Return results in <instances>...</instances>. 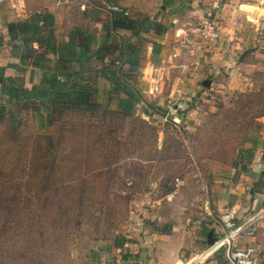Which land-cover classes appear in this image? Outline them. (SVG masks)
Segmentation results:
<instances>
[{
    "label": "rangeland",
    "instance_id": "rangeland-1",
    "mask_svg": "<svg viewBox=\"0 0 264 264\" xmlns=\"http://www.w3.org/2000/svg\"><path fill=\"white\" fill-rule=\"evenodd\" d=\"M207 12L220 26V14ZM192 16L187 34L170 30L160 66L144 71L154 81L140 75L133 115L116 112L119 94L95 60L84 67L93 112L45 120L44 105L41 115L34 102L0 99V264L114 263L122 237L134 244L173 226L180 246L195 238L206 248L201 222L217 215L216 187L264 149V33L222 60L218 41L200 50L203 19Z\"/></svg>",
    "mask_w": 264,
    "mask_h": 264
},
{
    "label": "crops",
    "instance_id": "crops-1",
    "mask_svg": "<svg viewBox=\"0 0 264 264\" xmlns=\"http://www.w3.org/2000/svg\"><path fill=\"white\" fill-rule=\"evenodd\" d=\"M185 5H187L186 0H4L0 3V68L12 65V68L6 69V75L15 78L24 74L23 71L26 69L20 64L22 51L16 52L9 40L7 24L27 20L35 12H47L54 18L56 44L68 43L70 38L75 37L76 33L80 31L90 38L93 50H96L104 42H112L121 48L114 54V60H111L112 56L110 55L106 57L102 75L106 82L111 84V90L119 94L115 110H117L118 102L126 99L122 92H130L135 97L137 96L136 98L139 100L134 104L131 114L133 115L136 106L141 101L138 95L139 89H141L140 75L143 74L142 79L146 81L148 75L146 76L144 71L147 68L154 71L157 66H160L164 60L161 58H163L164 50L167 48V42L171 36L170 30H174V34H187V30L192 29L190 26L192 20H196L192 15H197L196 17L202 20L203 14H207V11L220 14L218 47L213 52H217L222 60H226L225 57L228 58L229 54L225 53L227 48H230L229 53L236 57L241 49L252 47L255 39L256 42H262L255 36L264 33V0H192L186 7ZM119 13L137 22L146 19L148 22L159 24L165 29V32L156 35L154 31H149L134 36L130 30H114V16ZM205 20L203 19V22ZM200 29H197L196 32L198 31L197 38L199 39L197 45L201 50L203 42L200 39ZM153 42L160 46L159 53L155 55ZM126 45H131L134 50L132 55L138 60L135 63L136 67L129 64L132 61L129 60L130 58L125 52ZM33 48L38 49V45L34 43ZM48 57L52 60L56 58L51 52H48ZM231 59L234 58L231 57ZM92 60L96 61L95 58ZM112 62L113 64L121 63L122 68L111 69ZM29 72L30 68L27 69L28 77L24 75L25 78H22L26 87L29 86ZM113 73L119 78L120 84L116 85L110 80L109 76ZM40 75V71H35L33 81L36 80L37 83ZM152 80L153 78H149L147 81ZM148 86L149 88H160L159 85L151 84V82ZM6 98L0 94V99ZM127 101L134 102L132 99ZM237 169L239 177L222 182L216 187L214 207L217 215L213 216L207 212V216L201 222L202 230H205L203 234L206 231L212 232V237L215 239L224 233L223 226L219 221L221 213L235 208L242 216L247 217L264 206V149L256 152L253 158L244 164L241 172V168ZM178 229L173 226L171 231L166 233L154 229L147 235L145 234L147 231L142 229L144 237L137 236L139 239L134 244L128 241L122 248H115V261L121 258L123 264H183L204 248L197 247L195 238L191 242L185 243L184 246H180V243L174 240ZM205 243L207 244V240ZM236 245L238 247L252 245L256 252L255 264H264V219L256 224L254 236L238 238ZM112 263L111 260L108 261V264ZM205 264L231 263L226 259L224 252L219 251Z\"/></svg>",
    "mask_w": 264,
    "mask_h": 264
},
{
    "label": "trees",
    "instance_id": "trees-1",
    "mask_svg": "<svg viewBox=\"0 0 264 264\" xmlns=\"http://www.w3.org/2000/svg\"><path fill=\"white\" fill-rule=\"evenodd\" d=\"M113 29L130 30L134 36L149 31H154L156 35L165 32L159 24L148 22L146 19L137 22L120 13L114 16ZM7 31L13 48L16 52L22 51L20 64L26 69L30 68L28 87L25 86L23 79L6 75V69L12 68V65L0 68V94L7 97L8 103L18 105L22 101H31L44 105L43 110L45 109L49 115L45 120H51V114L64 111L93 112L95 110L96 106L91 102L95 88L91 78L84 76V67L93 58L104 65L108 55L113 56L121 49L119 46L112 42H104L93 50L90 38L80 31L75 37L70 38L68 43L56 44L54 18L47 12H35L27 20L10 22L7 24ZM34 43L38 45V49L33 48ZM159 48V44L153 42L154 55L159 53ZM48 52L56 56L55 60L48 57ZM125 52L132 61L129 63L130 66L136 67L135 63L138 60L132 55L134 53L132 46L126 45ZM35 71L41 72L37 83L33 81ZM109 78L114 84H120L115 73ZM122 94L127 100L132 99L134 102L120 100L116 112L129 116L139 99L130 92H122ZM34 107V111L42 115L41 106ZM3 111L4 107L0 106V118L3 116ZM161 232L166 233V231ZM126 242L128 240L122 237L114 248H122ZM207 246L205 243L204 247Z\"/></svg>",
    "mask_w": 264,
    "mask_h": 264
},
{
    "label": "built area",
    "instance_id": "built-area-1",
    "mask_svg": "<svg viewBox=\"0 0 264 264\" xmlns=\"http://www.w3.org/2000/svg\"><path fill=\"white\" fill-rule=\"evenodd\" d=\"M4 0H0V3ZM126 15V13H125ZM211 14L208 15L199 31L200 39L205 44H213L218 41L220 36L219 26L216 21L212 20ZM182 186V180L175 179L173 191L168 198L172 199L179 188ZM264 219V206L257 212L245 217L242 216L238 209L230 208L220 215V222L223 226L224 233L217 238L212 245H208L202 251L195 254L187 263L193 262L196 257H202L198 264L205 262L215 253L223 251L226 259L231 264H255V248L252 245L238 247L236 245L238 238H250L254 236L256 224ZM113 264H123L121 258L117 259Z\"/></svg>",
    "mask_w": 264,
    "mask_h": 264
},
{
    "label": "water",
    "instance_id": "water-1",
    "mask_svg": "<svg viewBox=\"0 0 264 264\" xmlns=\"http://www.w3.org/2000/svg\"><path fill=\"white\" fill-rule=\"evenodd\" d=\"M215 240L216 239L212 237V232H209L208 235H207V244L208 245H212L215 242Z\"/></svg>",
    "mask_w": 264,
    "mask_h": 264
},
{
    "label": "bare ground",
    "instance_id": "bare-ground-1",
    "mask_svg": "<svg viewBox=\"0 0 264 264\" xmlns=\"http://www.w3.org/2000/svg\"><path fill=\"white\" fill-rule=\"evenodd\" d=\"M201 258L202 257H196L194 260H192L193 262L188 263V264H198Z\"/></svg>",
    "mask_w": 264,
    "mask_h": 264
}]
</instances>
